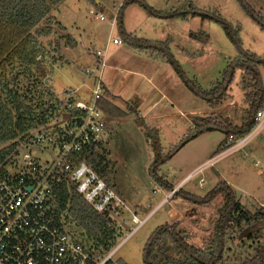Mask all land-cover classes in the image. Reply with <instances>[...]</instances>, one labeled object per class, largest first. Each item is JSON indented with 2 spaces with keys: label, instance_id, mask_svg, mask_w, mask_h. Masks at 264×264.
<instances>
[{
  "label": "rangeland",
  "instance_id": "374dc122",
  "mask_svg": "<svg viewBox=\"0 0 264 264\" xmlns=\"http://www.w3.org/2000/svg\"><path fill=\"white\" fill-rule=\"evenodd\" d=\"M103 1V9H99L94 0H64L53 12L66 28V33L77 43L72 47L63 46V61L50 74V85L62 100L72 94L75 101L89 102L95 77L99 73L88 75L85 71L96 68V51L106 52L107 64L112 62L111 54L119 51L115 50L113 39H121V36L117 20L113 18L125 0ZM144 1L166 16H152L138 4L127 5L123 9L125 30L140 38L166 41L183 72L203 89H209L219 81L228 63L239 54L238 47L217 19L225 21L233 31H237L242 50L264 58V29L248 15L240 0ZM243 2L264 18V0ZM96 14L102 15L105 20H100ZM123 47L130 49L126 43ZM154 61L158 62L155 70L158 68L160 71L161 68L160 77L156 79L161 86L166 72L174 76V81L178 80L182 84L169 64L162 60ZM259 70L264 84V66ZM45 79L48 80L49 75ZM185 89L187 94L183 98L180 94L181 104L176 112L199 108L198 105L200 108L206 107L205 101ZM229 93L231 98L217 109L221 117L218 114H202L199 117L217 122L228 119L235 124L242 123L248 103L241 87L239 70L235 72ZM118 106L124 115L109 122L99 147L105 158L107 182L123 202L111 213L121 232L115 246L111 248L116 249L114 258L117 261L122 264H144L143 248L147 239L158 227L171 223L179 225L180 232L190 245L198 249L208 246L215 236V224L223 206V196L220 194L211 202L192 204L183 197L186 193L204 196L218 182L229 180L227 183L248 211L254 213L264 205V127L244 147L222 156L216 153L225 134L220 129H213L199 140L186 143L183 149L157 170L155 176L152 172L154 150L151 135L125 104L119 102ZM224 110H228L227 118L223 116ZM174 121L177 125L172 127L166 120H158L162 125L159 129L161 142L167 148L168 143L178 138L181 131L185 135L189 131L187 117H175ZM207 152L213 155L205 160L206 163L210 158L217 157L213 164H208L187 178L178 186L182 190L178 195L167 196L157 177L164 176L168 182L178 184L189 173L191 165ZM45 158H49L48 155ZM222 172L227 175L223 177ZM134 216L143 222L137 225L133 222ZM253 229L256 234L254 244H263L264 223H258ZM230 231L225 247L233 257L234 253H244L251 241L241 232Z\"/></svg>",
  "mask_w": 264,
  "mask_h": 264
},
{
  "label": "trees",
  "instance_id": "16d2710c",
  "mask_svg": "<svg viewBox=\"0 0 264 264\" xmlns=\"http://www.w3.org/2000/svg\"><path fill=\"white\" fill-rule=\"evenodd\" d=\"M63 1L0 0V170L12 162L19 152V145L29 142L36 130L46 129L49 133L62 130L56 123L62 115L68 113L67 107H64L67 99L62 100L55 93L49 82L50 74L53 68L61 63L63 46L77 45L66 33V28L53 15L54 10ZM240 2L248 15L264 29V18L256 14L243 0ZM130 4L142 6L152 16H166L144 0H125L116 16L122 42L137 51L148 52L154 59L169 64L193 95L216 110L223 107L231 98L229 93L231 84L235 72L239 70L241 87L248 103L242 123L235 124L228 119L217 122L206 117H196L192 128L184 138L168 148L163 147L159 131L146 126L144 120L138 116L137 108L132 103H128V110L138 116L139 122L151 135L154 175L157 176V170L171 160L186 143L205 132L213 129L224 132L225 138L217 153L221 151L228 138L238 139L250 132L256 111L264 106V84L259 70L264 66V58L242 50L236 36L237 31H233L225 21L217 19L223 25L228 37L238 47L239 54L228 63L219 81L211 88L203 89L183 72L178 61L170 53L166 41L140 38L125 30L123 9ZM95 57L96 67L98 60L96 54ZM93 73L87 74L93 75ZM46 75H49L48 80L45 79ZM68 99L69 102L75 101L73 95ZM110 99V94L104 87L103 95L97 101L100 109L113 117L124 115ZM101 143L74 155L72 162L75 165L81 162L87 163L107 182L105 158L99 151ZM157 179L169 192L175 189L164 176ZM107 183L109 185V182ZM181 191L177 188L172 196L178 195ZM220 194L223 196V206L215 224L214 239L208 246L198 249L190 245L176 223L162 225L147 239L143 248L144 264H264V243L255 245L256 234L253 232L255 225L264 223V205L251 213L226 181L218 182L204 196L186 193L183 197L189 203L201 204L213 201ZM54 197L55 211L64 213V222L82 239L84 245L102 253L115 246L121 232L109 208L102 212L97 211L75 187L69 188L66 182L55 185ZM229 231L241 232L251 241L244 253L241 252L239 255L234 253L233 257L230 256V250L225 247Z\"/></svg>",
  "mask_w": 264,
  "mask_h": 264
},
{
  "label": "built area",
  "instance_id": "2783aa9c",
  "mask_svg": "<svg viewBox=\"0 0 264 264\" xmlns=\"http://www.w3.org/2000/svg\"><path fill=\"white\" fill-rule=\"evenodd\" d=\"M97 17L105 20L102 15ZM113 43L122 41L114 38ZM96 56V68L86 70L99 73L91 100L69 102L67 98L64 107L68 113L56 123L62 130H36L29 142L21 143L12 162L0 170V264H122L114 258L116 249L102 253L84 245L64 222V213L55 211L54 187L61 182L75 187L97 211L109 208L112 213L123 205L92 167L85 162H72L74 155L101 143L106 130V115L97 104L104 92L106 52L98 50ZM253 121L250 132L238 139L228 138L217 156L239 150L262 130L264 106L256 111ZM216 158H210L196 171L213 164ZM133 222L140 225L143 221L134 216Z\"/></svg>",
  "mask_w": 264,
  "mask_h": 264
},
{
  "label": "crops",
  "instance_id": "0c3cea01",
  "mask_svg": "<svg viewBox=\"0 0 264 264\" xmlns=\"http://www.w3.org/2000/svg\"><path fill=\"white\" fill-rule=\"evenodd\" d=\"M94 1L96 2V5L97 7H99V9H103V0ZM127 10L128 9H126L125 12H127ZM123 44L125 43L122 42L121 44H114L115 50L119 51L117 54L116 52H113L111 54L112 62L111 64H107L102 72V79L104 80L103 85L108 90L111 98L110 100L116 107H119V102L125 104L126 107L128 103H132V105L137 108L138 116L144 120V124L149 128H153L158 131L162 126L160 122H158V120H166L168 122L167 124L173 127L177 125V123L174 121L175 117H187L189 120L188 129L190 130L192 128L194 118L199 117L202 114L217 116L218 110L213 109L208 105H206L205 108H200V105H198L199 108H193L190 110H186L185 112H179L177 110L176 112V109L181 104L180 94H182V98L183 95L185 97V95L187 94V92L185 91V85L183 83L182 85L178 80L174 81L172 78L174 76L171 77V75L166 72V75H164L163 86H161L156 80L160 75L161 68L160 71L158 70V68L155 70L158 62L154 61V57H152V55H150L148 52L139 53V51L135 50L129 45L128 46L130 49H122L124 48ZM114 53L115 56H113ZM164 64L165 66H168L166 63ZM89 67L91 66H88L87 68ZM227 111L228 110L223 111V116L226 118L228 117V113H226ZM105 115L107 118V131L110 124L109 122L119 117H113L106 113ZM218 116L220 115L218 114ZM143 127L145 128L144 125ZM206 133L208 132H205L192 140H199L202 136H205ZM178 135V138H175V140H172L168 143V147L177 144L179 140L183 139L185 136V132L181 131ZM163 147L167 148V146ZM184 147H182L181 149H183ZM176 154H174V156ZM211 155H213L212 152H207L203 154L199 158V160L195 161L191 165L189 173L182 180H180L178 184H172L175 189H177L178 186H180L185 180H187V178H189L191 174L195 173L198 167L205 163V160ZM222 175L223 177H225L227 174L225 172H222ZM163 191L167 192V196L172 194V191L169 192L165 188H163Z\"/></svg>",
  "mask_w": 264,
  "mask_h": 264
}]
</instances>
